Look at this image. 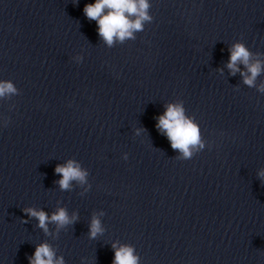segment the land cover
I'll return each mask as SVG.
<instances>
[{
    "label": "water",
    "instance_id": "water-1",
    "mask_svg": "<svg viewBox=\"0 0 264 264\" xmlns=\"http://www.w3.org/2000/svg\"><path fill=\"white\" fill-rule=\"evenodd\" d=\"M91 2L0 0V79L18 91L0 97V264L41 243L63 264H112L114 242L139 264H264V0H149L151 22L111 46ZM237 42L261 64L252 86L225 67ZM169 103L199 126L189 159L154 127ZM68 160L87 175L61 190ZM27 207L77 218L45 233Z\"/></svg>",
    "mask_w": 264,
    "mask_h": 264
},
{
    "label": "clouds",
    "instance_id": "clouds-1",
    "mask_svg": "<svg viewBox=\"0 0 264 264\" xmlns=\"http://www.w3.org/2000/svg\"><path fill=\"white\" fill-rule=\"evenodd\" d=\"M75 2V0H74ZM149 0H92L85 3L82 12L86 19L95 21L96 33L111 46L114 42H123L127 39H134L135 31H142L144 23H150L152 17L148 14L150 7ZM228 60L225 67L229 74L240 73L242 83L252 86L255 78L261 72L259 61L249 63L250 53L243 44L234 43L228 49ZM82 58L77 57V61ZM244 66L245 71L237 67V64ZM258 92H264V86H257ZM18 94L10 80L0 79V97ZM154 127L163 135L169 143V147L177 150L180 160L189 159L197 146L203 148L200 140V129L198 124L185 115V110L181 103H169L164 106L162 113L155 117ZM7 124V118L0 117V127ZM139 130H137V133ZM127 153L122 154L121 159L127 160ZM54 173L59 174L56 184L61 190L69 189L70 181L84 183L87 172L75 161L68 160L64 164H57ZM259 177H264V170L257 173ZM27 217H34L37 227L47 233L46 222H54L58 227L72 224L76 220V215L69 216L64 208H57L54 212L46 214L43 210L31 207L21 210ZM23 222V221H22ZM102 231L100 221L93 215L89 221L90 238H95ZM112 248V264H139V256L131 245H117L115 242L110 245ZM28 264H63L60 257L53 259V252L47 244L41 243L35 246L33 253L27 257Z\"/></svg>",
    "mask_w": 264,
    "mask_h": 264
}]
</instances>
